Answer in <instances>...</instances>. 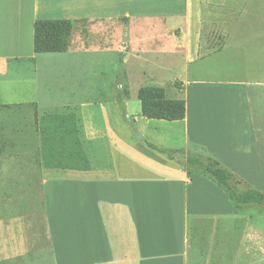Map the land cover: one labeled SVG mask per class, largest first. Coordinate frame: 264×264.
<instances>
[{"label": "crops", "instance_id": "crops-1", "mask_svg": "<svg viewBox=\"0 0 264 264\" xmlns=\"http://www.w3.org/2000/svg\"><path fill=\"white\" fill-rule=\"evenodd\" d=\"M260 3L253 13L263 12ZM249 6L229 0H0V75L22 60L35 68L24 79L32 82L33 100L16 104L77 110L90 162L88 170L63 169L48 181L42 243L29 238L19 218H0V264H232L226 249H237L233 264H240L243 251L264 256V207L257 214L248 211L255 204L236 207L208 176L188 173L140 141L174 148L162 146L163 139L180 137L177 148H203L264 192V23L247 19ZM37 19L100 22L90 32H107L106 45L35 53ZM173 65L183 74L164 79L158 70L173 71ZM119 69L118 86H134V97L150 84L164 87L167 98L184 99L182 120L155 123L169 134L152 133L148 125L157 119L132 113L126 97L121 116L108 99ZM169 90L178 92L170 97ZM35 139L39 144V133Z\"/></svg>", "mask_w": 264, "mask_h": 264}, {"label": "rangeland", "instance_id": "rangeland-1", "mask_svg": "<svg viewBox=\"0 0 264 264\" xmlns=\"http://www.w3.org/2000/svg\"><path fill=\"white\" fill-rule=\"evenodd\" d=\"M229 1L238 7H240L244 1H248L251 6H249V14L246 16L247 19L249 21L264 23L263 9H259V11L263 10L260 14L253 13V11L256 12L255 10H258L256 6L261 4L260 1L263 3L264 0ZM174 22L177 23L179 21L174 19L173 23ZM111 23L112 22L108 24ZM100 25V22H80L75 24L71 36V48L106 45V40L103 36H105L107 32L97 33L96 35L90 32L91 27H99ZM211 34L213 39L217 41V31L214 30ZM81 35L84 37L80 38ZM119 60H121L120 55ZM160 62L165 63L161 60ZM161 66L163 65L161 64ZM34 71V64L31 60H22L18 64H10L8 73L0 75V218L6 221L19 218L21 224L28 230L27 233L29 238L31 237L36 244L40 241V243H42V240L45 238L42 211L44 207L43 194L47 191V183L50 179L58 178L64 173L63 169L45 168L43 166L40 155V142L38 144L35 139V132L37 134L39 133L37 119L45 111H74L77 115H79V112L75 109L64 107L32 110L31 105L16 104L33 100L34 90L32 82L24 79L28 76H33ZM158 71L161 72V76L164 79H169L171 76H181L183 74L181 70L175 68L174 65L173 71ZM119 84H122L120 69L117 75H115V78L110 80L109 86L111 89L109 90L108 99L115 104L117 92H119L122 100H124V97L129 99L128 107L131 112H138L140 110V103L136 95L134 97L133 89L135 87L133 86L132 90H130L128 88L125 89L124 85L119 87ZM173 85H176V81H173ZM124 91H126L125 94H123ZM176 91L177 90H169L167 94L171 97L178 92ZM155 123H158V120H151L148 125L152 133L156 135L170 133V129H166L165 131L160 130ZM173 125L177 126L178 124ZM176 126H173V135H176V132H178ZM133 135L137 138L134 133ZM163 140H165L163 141L165 145L162 146L170 147V144H173L174 148L181 147L180 137L174 136L173 143L169 138ZM185 150L186 152H192L202 156L205 155L203 148L191 143L187 144ZM193 170L194 168L190 169V171ZM259 207L264 206L255 204L249 206L248 211L257 214L258 209H260ZM236 251L233 249H226L225 253L228 255L226 256V261L231 259L232 264L235 263L234 259L236 254L234 253H237ZM231 254H233L232 258L229 257ZM238 254L241 258L240 264H264V256L261 258L255 256L254 253L245 251ZM227 263H229V261Z\"/></svg>", "mask_w": 264, "mask_h": 264}, {"label": "trees", "instance_id": "trees-1", "mask_svg": "<svg viewBox=\"0 0 264 264\" xmlns=\"http://www.w3.org/2000/svg\"><path fill=\"white\" fill-rule=\"evenodd\" d=\"M73 19H37L33 24V51L35 53L65 52L71 48L70 37ZM180 89V86L177 84ZM140 110L148 119L176 121L185 117V101L167 98L165 89L157 85H143L137 91ZM124 118L123 100L117 92L115 101ZM40 136V155L45 168L88 170L90 162L82 140V123L79 115L69 112H43L37 119ZM133 133V127L128 125ZM1 133V132H0ZM147 150L156 151L174 161L188 173L190 169L208 176L221 187L236 207L247 204L264 205V192L248 185L234 172L211 157L186 152L184 148L157 146L140 140Z\"/></svg>", "mask_w": 264, "mask_h": 264}, {"label": "water", "instance_id": "water-1", "mask_svg": "<svg viewBox=\"0 0 264 264\" xmlns=\"http://www.w3.org/2000/svg\"><path fill=\"white\" fill-rule=\"evenodd\" d=\"M133 133L137 136L138 139L141 137V133L137 129H133Z\"/></svg>", "mask_w": 264, "mask_h": 264}]
</instances>
